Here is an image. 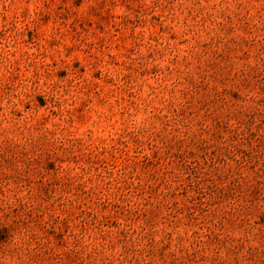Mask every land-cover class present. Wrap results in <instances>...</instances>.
Masks as SVG:
<instances>
[{"label":"rangeland","instance_id":"374dc122","mask_svg":"<svg viewBox=\"0 0 264 264\" xmlns=\"http://www.w3.org/2000/svg\"><path fill=\"white\" fill-rule=\"evenodd\" d=\"M0 264H264V0H0Z\"/></svg>","mask_w":264,"mask_h":264}]
</instances>
